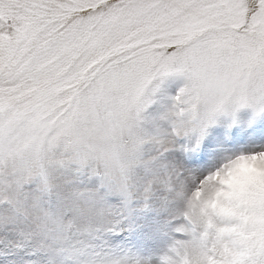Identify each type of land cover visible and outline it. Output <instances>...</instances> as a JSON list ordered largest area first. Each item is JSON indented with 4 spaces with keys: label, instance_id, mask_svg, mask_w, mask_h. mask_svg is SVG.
<instances>
[{
    "label": "snow or ice",
    "instance_id": "snow-or-ice-1",
    "mask_svg": "<svg viewBox=\"0 0 264 264\" xmlns=\"http://www.w3.org/2000/svg\"><path fill=\"white\" fill-rule=\"evenodd\" d=\"M172 78L193 113L206 106L185 136L220 113H264V0H0V190L20 184L19 166L45 145L130 131ZM223 183L236 223L222 264H264V157ZM20 227L0 223V264L39 256Z\"/></svg>",
    "mask_w": 264,
    "mask_h": 264
},
{
    "label": "clouds",
    "instance_id": "clouds-1",
    "mask_svg": "<svg viewBox=\"0 0 264 264\" xmlns=\"http://www.w3.org/2000/svg\"><path fill=\"white\" fill-rule=\"evenodd\" d=\"M182 87L179 81L175 91L149 110L153 113L151 122H144L141 114L130 131L115 139L95 134L79 146L64 142L55 148L45 145L38 155L26 158V170L24 165L19 166L20 184L9 192L0 190V201H8L6 206L27 218L33 245L46 250L53 257V264H137L99 247L92 237L99 228L105 238L115 226V217L110 215L114 210L105 202L104 191L126 192L139 170L155 168L161 153L185 137V130L199 125L206 106L198 105L193 113ZM248 111L251 112L248 106L237 111L238 124L247 126ZM260 115L264 113L257 118ZM176 124L180 125L178 134ZM254 157L259 163L264 148L220 163L197 185L182 190V218L174 226L180 238L170 242L151 264H222L226 250L221 240L236 223L230 211L234 206L223 195L228 189L223 181L238 163ZM82 179L90 182L80 183ZM98 184L103 188L97 190ZM41 185L47 189L45 194L37 190ZM49 197L60 204L55 215L46 207ZM85 248L87 255L80 256ZM37 258L44 259L40 255Z\"/></svg>",
    "mask_w": 264,
    "mask_h": 264
},
{
    "label": "rangeland",
    "instance_id": "rangeland-1",
    "mask_svg": "<svg viewBox=\"0 0 264 264\" xmlns=\"http://www.w3.org/2000/svg\"><path fill=\"white\" fill-rule=\"evenodd\" d=\"M178 83L172 78L161 84L159 94L142 113L144 122L152 121L153 113L149 110L158 100L166 99L175 91ZM247 114V126L237 123V114L234 117L224 113L216 115L202 132L179 138L172 149L161 153L155 168L139 170L126 192L105 190L103 198L114 210L110 215L115 217V226L106 233L103 246L127 260H135L137 264L143 261L151 264L166 251L170 242L180 238L174 226L182 218V190L197 185L220 163L264 148V115L257 118L250 111ZM101 188L103 185L98 184L97 190ZM6 205V202L0 203V223L15 219L21 226L19 237L33 243L27 218ZM46 207L55 215L60 204L49 197ZM39 255L44 259L37 258L34 264H53V257L42 247Z\"/></svg>",
    "mask_w": 264,
    "mask_h": 264
}]
</instances>
